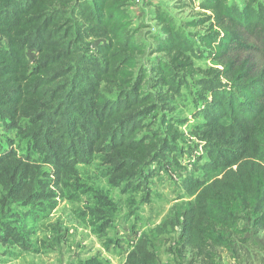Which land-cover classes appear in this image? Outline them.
Wrapping results in <instances>:
<instances>
[{"label": "trees", "instance_id": "16d2710c", "mask_svg": "<svg viewBox=\"0 0 264 264\" xmlns=\"http://www.w3.org/2000/svg\"><path fill=\"white\" fill-rule=\"evenodd\" d=\"M131 2L0 0V122L41 158L13 146L0 154V207L32 206L50 194L39 164L57 174L99 156L108 184L127 190L146 186L169 155L179 167L182 134L169 117L193 80L200 121L188 151L204 177L183 171L193 200L176 224L173 254L177 264L185 252L219 264L216 249L231 254L252 227L264 228V0H189L198 13L181 23L155 6L151 45ZM90 41L101 43L91 49ZM204 60L217 67L196 66ZM8 244L32 249L6 224L0 245ZM124 264L163 263L141 240Z\"/></svg>", "mask_w": 264, "mask_h": 264}, {"label": "rangeland", "instance_id": "374dc122", "mask_svg": "<svg viewBox=\"0 0 264 264\" xmlns=\"http://www.w3.org/2000/svg\"><path fill=\"white\" fill-rule=\"evenodd\" d=\"M243 1L230 0L238 5ZM155 6L167 9L178 23L192 20L198 13L189 0L132 1L131 17L134 24L146 27L140 33L148 45H151L148 35L157 31L152 21ZM99 43L90 41L88 47L96 49ZM34 54L27 52L30 61ZM195 64L202 69L217 67L205 60ZM198 92L194 81L188 80L169 117L175 119L176 128L182 134L176 146L180 166L174 164L173 154L169 155L168 164L161 165L146 186L128 190L111 187L107 182V168L99 156L88 165L57 174L49 166L39 164L46 173L40 179L49 181L46 192L50 194L32 206L12 203L0 207V227L6 224L14 227L32 249L0 245V264H124L127 254L141 240L163 264H177L173 252L180 230L176 224L193 200L184 192L181 182L184 173L204 177L191 167L193 158L188 151L189 145L194 144L192 132L200 121L193 118L200 107ZM155 130H161L158 123ZM9 146L18 154L41 163L30 142L16 131H8L0 122V154ZM180 151L186 152L180 154ZM2 194L0 187V198ZM239 226L243 228L244 224L241 222ZM247 239L246 244H237L231 254L216 249L219 264H264V228L252 227ZM185 261V264H199L189 252H185Z\"/></svg>", "mask_w": 264, "mask_h": 264}, {"label": "built area", "instance_id": "2783aa9c", "mask_svg": "<svg viewBox=\"0 0 264 264\" xmlns=\"http://www.w3.org/2000/svg\"><path fill=\"white\" fill-rule=\"evenodd\" d=\"M132 1H134V0H132ZM136 1V3H139L140 2V0H135Z\"/></svg>", "mask_w": 264, "mask_h": 264}]
</instances>
